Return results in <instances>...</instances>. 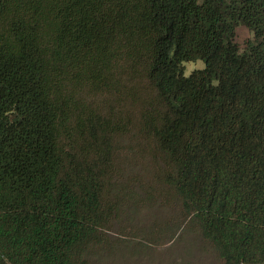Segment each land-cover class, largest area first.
<instances>
[{"label": "trees", "instance_id": "trees-1", "mask_svg": "<svg viewBox=\"0 0 264 264\" xmlns=\"http://www.w3.org/2000/svg\"><path fill=\"white\" fill-rule=\"evenodd\" d=\"M124 142L223 264H264V0H0V264H89Z\"/></svg>", "mask_w": 264, "mask_h": 264}, {"label": "rangeland", "instance_id": "rangeland-1", "mask_svg": "<svg viewBox=\"0 0 264 264\" xmlns=\"http://www.w3.org/2000/svg\"><path fill=\"white\" fill-rule=\"evenodd\" d=\"M254 40L245 26L237 29L241 51ZM203 61L184 63L185 75L204 69ZM119 150L124 169L120 184L130 191L124 214L106 230L103 245L88 253L89 264H223L208 247L178 204H164L165 187L157 182L149 154L124 142ZM194 255H188L193 248Z\"/></svg>", "mask_w": 264, "mask_h": 264}]
</instances>
